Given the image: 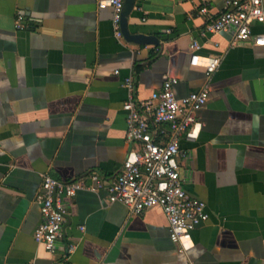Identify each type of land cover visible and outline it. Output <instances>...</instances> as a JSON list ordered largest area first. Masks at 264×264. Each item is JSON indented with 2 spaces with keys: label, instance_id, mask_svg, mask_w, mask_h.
Masks as SVG:
<instances>
[{
  "label": "crops",
  "instance_id": "obj_1",
  "mask_svg": "<svg viewBox=\"0 0 264 264\" xmlns=\"http://www.w3.org/2000/svg\"><path fill=\"white\" fill-rule=\"evenodd\" d=\"M100 1L0 0V264H57L72 243L69 264H264V47L206 32L201 9L214 19L228 0H137L129 29L155 36L148 46L118 38ZM194 42L222 59L210 80L191 66ZM165 76L178 79L179 99L209 90L198 139L181 142L184 187L209 214L194 246L180 251L162 210L132 215L103 189L66 200L64 237L49 252L34 237L43 175L114 180L138 147L127 139L126 79L144 100Z\"/></svg>",
  "mask_w": 264,
  "mask_h": 264
},
{
  "label": "built area",
  "instance_id": "obj_2",
  "mask_svg": "<svg viewBox=\"0 0 264 264\" xmlns=\"http://www.w3.org/2000/svg\"><path fill=\"white\" fill-rule=\"evenodd\" d=\"M125 0H102L100 7L110 6L114 10V30L118 38H123L121 16ZM228 10L217 18L209 17L206 7L201 14L210 20L206 32L218 34L232 31L234 44L252 43L264 47V33L255 34L254 23L264 25L263 0H228ZM23 21L22 12L18 15ZM19 27L22 25L19 23ZM192 67L202 66L208 80L218 70L222 59L219 56H202L200 45H192ZM119 73V72H117ZM178 79L165 76L162 89L153 92L144 100L134 98V79H126L125 86L129 99L123 109L127 114V139L136 144L118 176L111 182L105 181L97 173L86 180L76 182L59 181L43 175L37 203L41 207L42 221L34 232L39 244L55 253L64 237L66 221V200L73 198L78 191H108L107 204L120 202L132 215H140L148 210L160 209L169 223L170 237L181 252L194 246V231L209 220L207 204L193 198L185 189L181 178V160L188 153L181 148L182 139L196 141L202 128L197 112L207 105V87L179 99L174 92ZM75 243L66 246V256L57 264H69L75 253Z\"/></svg>",
  "mask_w": 264,
  "mask_h": 264
},
{
  "label": "water",
  "instance_id": "obj_3",
  "mask_svg": "<svg viewBox=\"0 0 264 264\" xmlns=\"http://www.w3.org/2000/svg\"><path fill=\"white\" fill-rule=\"evenodd\" d=\"M137 0H125L124 8L121 16V29L124 39L137 45H152L159 41L155 36H149L143 33H132L129 29V19L136 6Z\"/></svg>",
  "mask_w": 264,
  "mask_h": 264
}]
</instances>
